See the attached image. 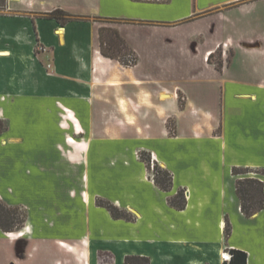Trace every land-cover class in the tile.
Listing matches in <instances>:
<instances>
[{
    "label": "crops",
    "instance_id": "obj_1",
    "mask_svg": "<svg viewBox=\"0 0 264 264\" xmlns=\"http://www.w3.org/2000/svg\"><path fill=\"white\" fill-rule=\"evenodd\" d=\"M189 1V7L158 16L136 11L139 3H149L137 0H5L0 118L6 129L0 133V161L14 156L18 166L10 172L1 168L0 179L8 175L24 187L29 178L46 177L50 189L48 194L34 189L36 204L21 193L5 200L24 208L26 216L19 231L0 229V237L15 246H0V264H79L65 244L84 236L93 247L113 250L115 264H124L127 254L147 256L150 264H223L225 217L232 226L228 247L246 252V264H264L257 234L250 243L233 238L239 237L233 211L251 218L264 215V208L249 217L241 213L234 182L242 175L231 173L233 166L264 168V0L207 6ZM55 7L90 18L61 24L41 16ZM94 17L118 20L115 27L137 55L135 65L100 53L101 24ZM205 19L213 22L211 44L201 53L208 75L195 71L186 86L178 75L138 68V47L128 27L147 34L154 59L161 49L175 55L196 51L203 34L193 25ZM218 47L220 69L207 59ZM166 139L180 145L172 160L192 159L180 177L175 162L148 145ZM139 151L152 152L172 173L169 191L147 178ZM222 159L227 180L214 168ZM178 188L186 192L180 210L167 202ZM97 198L133 219L113 218Z\"/></svg>",
    "mask_w": 264,
    "mask_h": 264
},
{
    "label": "rangeland",
    "instance_id": "obj_2",
    "mask_svg": "<svg viewBox=\"0 0 264 264\" xmlns=\"http://www.w3.org/2000/svg\"><path fill=\"white\" fill-rule=\"evenodd\" d=\"M141 1L149 2V3H139L138 7L134 8L136 11H144V12L158 15V16H166L170 14L172 15L178 12L179 10H181L182 7H189L191 3L189 0H183V1L175 0L173 1L172 4L167 5L164 2L159 3V4H152V3H158V2L148 1V0H141ZM215 1L217 0H196L199 6H207L211 3H214ZM1 2L2 0H0V3ZM3 2H5V0ZM1 8L2 6L0 4V9ZM200 14H203V13L195 14V16H198V15L200 16ZM117 23H119L118 20H113V21L100 20V24L106 25V26L115 27ZM212 25H213V22L210 20L208 21V19L198 20L197 22L194 23L193 25L194 28L197 29L201 34H203V39L202 40L199 39V45L197 46L196 51L193 49L192 52H189L187 54L183 52L181 54L175 55L169 52L168 50L161 49L160 52L157 53L156 56H154V59H151L148 55L149 53L148 52L149 51L148 50L149 49L148 40L149 39L148 40L145 39L147 34L143 33V31L140 28L128 27L127 33L130 36L131 41L138 47L137 52H138L139 59H140L138 68L145 69V71L148 70L149 72H156L155 75H159V76L166 74L168 76L173 77V76L178 75L179 77L183 78L182 83L185 84L186 86L187 85L189 86L191 84V80L189 79L190 75L193 76L196 74L193 72L197 71V75L199 74L200 76L208 75L209 69H207L204 66V64H202L201 53L206 47H208L211 44V41L213 38ZM158 39L160 38L158 37ZM228 53L229 52L227 51V56H228ZM216 60H218V55L215 54L214 56L211 57V61L215 62ZM205 84L206 83H204V87H208ZM182 98H183V95L182 93L179 92V99H181L183 102ZM207 99H210V98H207ZM167 127H168V132H169V129L171 130L175 129L174 123L172 122V120H168ZM5 140H6V137L2 138L1 143L3 144V146L5 144ZM67 140L69 141L72 140V137H67ZM148 145H151L152 147L156 146L158 151L164 156V158L167 161H169L170 159L172 160L175 157L174 151L176 148L180 147L178 143H176L175 141L171 139H166L164 143H159L158 141H152V142H149ZM137 153L139 154V152ZM149 153H150L149 163H150V168L152 169L154 162H158V160L154 159V155L152 152H149ZM8 157L9 159L6 158L5 160L0 161V171H1V168L5 169L6 172L8 171L10 172V171L17 169L16 167L18 166V164L15 163L14 156H8ZM172 162H175L174 164L175 171L178 176L185 169L187 165L190 166L192 164V159H190L189 156H186L185 159L178 158V159L172 160ZM158 164L160 165L159 162ZM226 164H227V161L225 162L222 159L220 161L215 162L214 168H216L222 174V176H224L227 180ZM24 175L26 176V174ZM248 175L263 176V175H260L254 172H249ZM146 176L148 179L152 180L151 178L152 174L150 171L148 170L146 171ZM48 182L49 181H47L46 177H44L43 179L29 178L26 182L27 183V185H25L26 187L25 186L20 187V185L19 186L17 185L16 180L14 178H11L8 175L2 176V179H0V201L3 204L10 206V207L17 206L19 207V209H18V213H16L12 209L10 210V212H5L4 210L0 208V223L5 226L12 225L13 227H15L17 222L19 221V218L22 217V214L25 213L24 208L20 207V205H8L7 202L5 201L6 199L14 196V194L16 193H19V194L21 193V195L24 196L26 199L30 200L33 204H36L39 198H37L36 196H33L35 193L34 189L39 190L44 194H48V191L50 189ZM185 198H186V195H185ZM67 201H68V196L66 192V203ZM232 214H233L234 232H236V234H239V237H240V238L236 237L237 235L235 234L236 236H234L233 238L241 242L243 241L244 243H250L251 241L254 242L256 238L255 234H257L258 240L259 241L261 240L260 246H263L262 250H264V218H263L264 215H259V216H255L251 218H244L241 215L240 216L236 215L234 211L232 212ZM8 216L9 218H7ZM20 227L14 228V230L12 231L14 232L20 229ZM231 231H232V226L230 224V233ZM5 232L7 233L9 231H5ZM6 236L9 238H12V236L10 237L7 234ZM84 237L86 238V236ZM229 237H230V234L226 238V241H225L226 246L223 251L228 253V255L230 256L228 252L229 250L228 246L231 244ZM85 238H81L78 241H73L70 243L66 242L65 244L66 251H70L73 254V259L75 260V262L79 264H115L116 263L117 257L113 250L104 249L101 247H93L90 245V241L88 240V238H86L87 241H85ZM61 243L63 244L62 241ZM0 246L3 248L4 246L8 248L10 247L15 248L14 244H11V241H9L7 238L4 239L1 237H0ZM127 255H133V254H127ZM136 256H143V255H136ZM124 258H123V263H124ZM147 258L149 260V257ZM66 262H69V259H67ZM141 263L142 262L139 261L138 264H141ZM149 264H150V260H149Z\"/></svg>",
    "mask_w": 264,
    "mask_h": 264
},
{
    "label": "trees",
    "instance_id": "obj_3",
    "mask_svg": "<svg viewBox=\"0 0 264 264\" xmlns=\"http://www.w3.org/2000/svg\"><path fill=\"white\" fill-rule=\"evenodd\" d=\"M4 0L0 3L1 6L4 5ZM141 1V0H139ZM167 0H160L154 2L163 3ZM41 16L46 18L56 19L59 23L64 24L72 20H85L89 19L88 16H80L72 14L62 8L55 7L50 11L42 12ZM94 20H105L113 21V18H98L94 17ZM98 42L100 53L106 57L117 60L123 66H133L137 62V55L135 51L128 45L126 40L121 36L118 29L114 26L101 25L98 28ZM218 55V60L215 61V67L220 69L222 66V49L218 47L213 53L211 52L208 55V61H211L213 55ZM180 106H183V102L179 99ZM6 129V122L3 119H0V133ZM169 134L174 135L175 130L169 129ZM139 159L145 163V166L148 171L152 174V180L154 184L162 191H169L172 187V174L171 172L154 162L152 169L150 168V153L147 151H139ZM249 172L258 173L264 176V168H251V167H237L233 166L231 168V173L235 176L242 175V177H236L234 182L235 193L238 197L240 204L241 213L249 217L256 212L264 208V182L260 179L259 176L248 175ZM168 204L175 209H183L186 204L185 198V189L178 188L174 194L168 196ZM96 204L104 207L110 213L113 218H123L125 220H132L133 216L126 210L120 209L111 202L104 200L102 198L96 199ZM0 208L5 212H10L12 209L14 212L18 213L19 207L17 206H7L0 201ZM25 213L22 214V217L19 218L16 226H5L0 223V229L3 231H9L7 233H13L14 228L22 227L25 221ZM9 218V216L7 217ZM20 227V229H21ZM20 229L14 231L17 232ZM224 237L227 238L230 234V223L227 217H225L224 224ZM230 256L223 264H246V252L236 248H229L228 250ZM141 261V264H149V260L146 256H136V255H127L124 258L125 264H138Z\"/></svg>",
    "mask_w": 264,
    "mask_h": 264
},
{
    "label": "built area",
    "instance_id": "obj_4",
    "mask_svg": "<svg viewBox=\"0 0 264 264\" xmlns=\"http://www.w3.org/2000/svg\"><path fill=\"white\" fill-rule=\"evenodd\" d=\"M148 1H154V0H148ZM156 1H160V0H156ZM224 260H228L229 259V255L228 256H223Z\"/></svg>",
    "mask_w": 264,
    "mask_h": 264
},
{
    "label": "bare ground",
    "instance_id": "obj_5",
    "mask_svg": "<svg viewBox=\"0 0 264 264\" xmlns=\"http://www.w3.org/2000/svg\"><path fill=\"white\" fill-rule=\"evenodd\" d=\"M226 255H228V253H223V254H222V257H223V256H226Z\"/></svg>",
    "mask_w": 264,
    "mask_h": 264
}]
</instances>
